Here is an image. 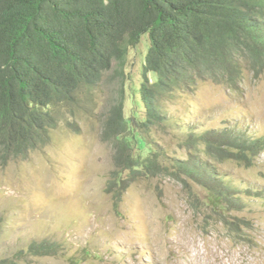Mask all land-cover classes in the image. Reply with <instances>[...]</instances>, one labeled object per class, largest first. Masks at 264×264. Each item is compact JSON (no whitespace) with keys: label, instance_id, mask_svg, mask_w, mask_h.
Returning a JSON list of instances; mask_svg holds the SVG:
<instances>
[{"label":"trees","instance_id":"1","mask_svg":"<svg viewBox=\"0 0 264 264\" xmlns=\"http://www.w3.org/2000/svg\"><path fill=\"white\" fill-rule=\"evenodd\" d=\"M146 36L138 89L143 113L128 114L127 102H135L130 54ZM263 70L264 0H0V160L24 157L49 145L55 130L75 131L92 120L115 79L116 97L100 122L115 151L108 191L119 203L142 176L207 177L213 214L207 208L206 217H219L239 234L250 221L230 218L226 207L237 194L217 179L212 158L205 165L170 163L155 132L172 119L168 103L203 82L237 89L247 71ZM182 144L199 151L201 145L217 162L248 166L263 147L232 130L191 132ZM57 249L54 242L34 241L28 252L45 256Z\"/></svg>","mask_w":264,"mask_h":264},{"label":"rangeland","instance_id":"2","mask_svg":"<svg viewBox=\"0 0 264 264\" xmlns=\"http://www.w3.org/2000/svg\"><path fill=\"white\" fill-rule=\"evenodd\" d=\"M148 38L130 54L135 102H127L128 114L143 113L138 89ZM245 76L237 89L205 81L195 93L169 102L172 119L155 137L170 163L205 165L212 158L217 179L237 194L226 207L230 218L250 221L249 227L232 233L219 217H206L207 208L213 214L206 205L208 178L199 175L142 176L117 202L108 191L114 143L103 139L100 123L116 97L113 79L92 120L75 131L55 130L49 145L24 157L0 160V264H264V70ZM208 130H232L263 147L249 166L217 162L201 145V151L183 147L191 132ZM34 241L56 243L57 253L29 254Z\"/></svg>","mask_w":264,"mask_h":264}]
</instances>
